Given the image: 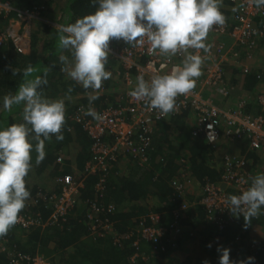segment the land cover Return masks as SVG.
Instances as JSON below:
<instances>
[{
    "label": "trees",
    "instance_id": "16d2710c",
    "mask_svg": "<svg viewBox=\"0 0 264 264\" xmlns=\"http://www.w3.org/2000/svg\"><path fill=\"white\" fill-rule=\"evenodd\" d=\"M5 2L17 10L31 11L40 7L45 22L35 21L26 54L16 53L9 41L0 44V105L5 95L15 94L25 80L23 70L31 66L33 73L28 79L47 71L48 82L40 91L48 99L64 100L65 123L61 129L63 140L57 141L52 135L45 141L43 161L37 164L35 151L30 152L31 167L24 178L30 197L19 217L28 219L32 225L15 224L0 237V264H12L14 259L24 264L33 258L44 259L49 264H174L169 253L179 246L182 236L193 242L203 259L185 256L179 264H203L204 261L219 264L218 248L229 249L230 261L238 264L243 247L234 245L236 235L230 224L218 229L206 223L201 208L194 206L179 212L182 233L175 234L172 228V212L182 203L174 190L175 184L190 180L192 184L189 181L187 188L194 189V186L219 180L217 164L211 161L215 150L201 136L191 137L195 124L190 126L188 112L153 124L146 165L139 166L129 154L124 159L117 154L113 159L104 160L103 166H97L94 172L87 169L92 158L91 144L82 124L95 119L84 113L91 108L99 114L121 101L119 96L108 99L99 96L89 103L84 96L93 90L84 89L67 76L72 57L70 50L59 47L57 26L93 13L96 5L92 0H0V3ZM5 25L0 16V33ZM121 44L123 40L113 39L108 48ZM60 55L68 57V62H60ZM117 65L121 72V65L108 54L105 68L111 70ZM12 70L17 74L13 75ZM244 76L242 88H253L264 78L262 71ZM256 95L253 91L246 104L247 113L254 112ZM77 96L81 98H75ZM226 105L230 106L221 107ZM22 110V105L6 112L0 108V126L22 123ZM234 144L242 153L246 152L252 166H256V155L247 150L246 142L230 143ZM66 175L76 184L73 206L55 225L43 227L53 210L51 198L60 194ZM151 214L158 215L157 225L162 230L155 240L144 239L138 230L140 218L145 219L144 227L150 226L148 216ZM195 221H200L197 229ZM105 225L108 227L103 228ZM220 237L224 238V246L217 240ZM259 246L264 248L263 244Z\"/></svg>",
    "mask_w": 264,
    "mask_h": 264
},
{
    "label": "built area",
    "instance_id": "2783aa9c",
    "mask_svg": "<svg viewBox=\"0 0 264 264\" xmlns=\"http://www.w3.org/2000/svg\"><path fill=\"white\" fill-rule=\"evenodd\" d=\"M40 10V7L31 11L17 10L8 2L0 3V16L6 22L0 33V44L9 41L16 53L26 54L35 21L45 22ZM219 10L225 17V24L213 25L208 35H213L214 39L226 37L228 41L223 43L215 39L207 53L203 50H188L204 58L201 66L203 77L196 78V86L188 94L176 98L175 110L169 114L161 115L158 110L149 109L145 101L132 98L129 92L135 88L137 76L142 75L146 81H150L155 75L167 74L181 63L185 54L168 56L159 51L153 52L146 38L143 43L127 44L123 41V44L116 45L114 49L108 48V53L121 65L123 92L119 94L120 104L106 107L99 113L102 119L82 124L91 144L92 158L87 169L94 172L97 166H103L104 160L113 159L117 154L122 155L121 159L129 154L139 166L146 165L153 124L184 112L194 116L192 138L201 136L215 153L221 143L246 142L247 150L256 155L258 165L264 167V92L255 96L253 113L246 112L247 102L244 99L238 100L229 108H223L214 103L211 96L205 97L213 92L224 99L230 96L231 88L224 68L238 67L243 75L250 72L244 56L257 48V42L264 45V9H258L254 0H222ZM222 147L226 148L224 145ZM218 159L215 167L219 172V180L202 184L199 194H193L195 199H186V191L191 189L187 188L190 180L175 184L174 190L182 200L179 209L172 212L175 234L183 232L178 223L179 212L194 206L201 208L206 223L213 224L218 229L225 228L234 219L243 218L242 215L233 217L226 208L225 201L228 196L239 195L250 186L251 179L256 176L255 166L248 160L246 152H225ZM217 160L213 162L216 163ZM75 193L76 184L72 177L64 176L60 194L51 198L53 210L45 224H42L43 227L55 225L72 208ZM260 216L264 218V214ZM148 219L151 222L149 227H144V218L139 219L141 222L138 230L144 239L155 240L162 232L157 225L158 215L151 214ZM16 224L27 227L32 222L19 217ZM107 227L105 225L103 228ZM248 253L255 258L254 264H264L263 246H250ZM28 260L24 264H49L41 258ZM12 264L23 263L14 259Z\"/></svg>",
    "mask_w": 264,
    "mask_h": 264
},
{
    "label": "clouds",
    "instance_id": "9594fccd",
    "mask_svg": "<svg viewBox=\"0 0 264 264\" xmlns=\"http://www.w3.org/2000/svg\"><path fill=\"white\" fill-rule=\"evenodd\" d=\"M92 3L96 5L93 13L57 26L59 47L70 50L72 57L67 76L84 89L97 92L111 75L105 70L109 41L116 39L139 44L146 38L153 52L185 55L167 74L155 75L150 81L142 75L137 76L136 86L129 95L145 101L149 109L158 110L161 115L174 111L176 98L193 90L196 78L202 74L204 58L188 50L207 53L210 46L204 41L210 28L225 24V17L219 10L222 0H92ZM254 3L258 9H264V0H254ZM59 60L67 63L68 57L60 55ZM12 72L17 74L16 70ZM32 73L31 66L24 69V82L15 94L5 95L0 105L5 112L13 106H23L22 123L0 126V237L17 223L19 213L30 197L24 180L31 167L30 152L35 151V162L39 164L46 155L45 141L52 135L57 141L63 140L65 102L42 95L40 89L48 82L47 71L42 76L28 79ZM88 99L91 104L99 99V95H89ZM84 114L102 119L91 108ZM225 203L233 217L242 215L246 223L264 214V173L254 176L250 186L239 195L228 196ZM218 251L219 264H234L229 259V249L218 248ZM254 262V257H247L238 264Z\"/></svg>",
    "mask_w": 264,
    "mask_h": 264
},
{
    "label": "crops",
    "instance_id": "0c3cea01",
    "mask_svg": "<svg viewBox=\"0 0 264 264\" xmlns=\"http://www.w3.org/2000/svg\"><path fill=\"white\" fill-rule=\"evenodd\" d=\"M218 42H227L226 37H219L215 38ZM214 36L207 35L205 39V44L208 46H213V41L215 40ZM260 46V48H259ZM259 48V49H258ZM244 55V53L242 54ZM244 62L249 67L250 73H256V71H262L264 74V45L257 42V48L255 47L250 54H246L244 56ZM106 71L110 72V78L107 81H103L106 84H102L101 89L97 90V92H90L86 93L84 97H89V95L97 94L99 96H105L106 99L111 97H116L123 92L122 88V82L120 80L121 72L118 69V65L116 68L107 69ZM201 77H203V69L201 67ZM224 72L226 74V78L228 80V84L230 85L231 91L230 96L228 98H222L219 94L213 92L212 94L205 95V97H212L214 103H216L219 106H223L224 104H230V106H233L236 104V102L240 99H245L248 102L251 100V97L253 95V91H256L257 94L260 92H264V78L261 80V82L257 83L255 87L253 88H242V82L246 76H244L241 72V69L238 67L228 66L224 68ZM248 76V75H247ZM253 90V91H252ZM81 98V96H77L75 98ZM230 107L229 105H226ZM223 107V108H226ZM189 117H187L188 122L190 123V126L194 124V116L193 114L189 113ZM222 145H224L226 148H223ZM176 147V146H175ZM225 152H229L231 154H237L240 151L237 145H230V144H224L221 143L219 148L217 149V153L214 154L213 159L211 160H217L218 158H215L218 156L219 158L221 155H223ZM219 159L216 161L215 164H218ZM256 174L264 173V167L260 164V166L257 163L256 160ZM263 169V170H262ZM201 185L194 186V189H189L186 191V199L187 200H193L195 199L194 195L199 194V188ZM198 207V206H197ZM258 217V218H257ZM256 218H252L248 223L245 222L243 218L241 219H234L230 223V228L234 231L235 237V243L234 245L241 244V250L239 254V259L241 261L246 260L247 257H250L248 253V248L250 246H257L264 244V218L258 215ZM261 217V218H259ZM263 218V219H262ZM200 221L193 222L194 226L195 224L199 223ZM197 229V227H195ZM181 242L179 244L178 249H175L174 251L170 252L169 255L170 258L173 260L174 264H179V261L173 257V254L175 253H182V256L185 257L188 254H191L192 252L197 253V255L193 254L194 257L198 259H203V256L201 254V251L198 249L191 247V242L187 241L184 237H180ZM218 242L221 246L225 245L224 238L220 237L217 238ZM190 244V245H189ZM199 254V255H198ZM187 257V256H186ZM189 259V258H188ZM181 261V260H180Z\"/></svg>",
    "mask_w": 264,
    "mask_h": 264
},
{
    "label": "rangeland",
    "instance_id": "374dc122",
    "mask_svg": "<svg viewBox=\"0 0 264 264\" xmlns=\"http://www.w3.org/2000/svg\"><path fill=\"white\" fill-rule=\"evenodd\" d=\"M32 2H34V0H32ZM198 224H199V223L195 224V227H198ZM182 237H184V236H182ZM192 244H193V242H191V247H194ZM189 245H190V244H189ZM178 247H179V246H178ZM178 247H176V249H178ZM194 248L197 249L196 246H195ZM193 254L197 255V253L192 252L191 254H188V255H186V256H187V258H192V257H194ZM198 255H199V254H198ZM170 256H171V255H170ZM173 257H175V259H176L177 261H180V260L183 258L182 253H175V254H173Z\"/></svg>",
    "mask_w": 264,
    "mask_h": 264
}]
</instances>
